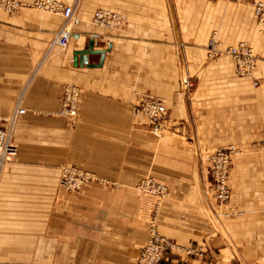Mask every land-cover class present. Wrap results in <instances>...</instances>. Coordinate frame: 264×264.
Masks as SVG:
<instances>
[{"label":"crops","instance_id":"0c3cea01","mask_svg":"<svg viewBox=\"0 0 264 264\" xmlns=\"http://www.w3.org/2000/svg\"><path fill=\"white\" fill-rule=\"evenodd\" d=\"M19 1L17 14L0 12V128L19 154L0 164V264H138L152 220L177 247L202 250H168L159 264H264V30L251 4L64 0L79 23L59 50L63 19ZM96 10L124 15L122 28H98ZM212 33L254 49L259 87L229 57L206 58ZM67 85L75 116L62 113ZM147 96L165 102L160 138L133 112ZM229 145L239 153L218 209L206 162ZM64 166L94 179L67 192ZM145 178L168 196L139 191Z\"/></svg>","mask_w":264,"mask_h":264},{"label":"built area","instance_id":"2783aa9c","mask_svg":"<svg viewBox=\"0 0 264 264\" xmlns=\"http://www.w3.org/2000/svg\"><path fill=\"white\" fill-rule=\"evenodd\" d=\"M244 1L250 2L258 26L264 29V2ZM4 5L12 12L18 11L24 6L19 0H2L0 6L4 7ZM30 7L60 16L63 19V25L55 32L51 48L66 49L72 36L73 28L79 23L74 7L66 5L64 0H35ZM92 22L98 28L113 33L122 27L125 17L113 11L96 10L92 16ZM222 50L224 49L221 48V45L212 37L207 47L208 56L214 57L222 53ZM224 51L235 63L237 75L249 76L254 72L256 56L245 43L226 47ZM185 85L188 86V83L186 82ZM78 98L79 93L76 88L69 85L64 87L62 96V113L64 115L75 116L77 114ZM165 111L164 100L151 96L144 97L140 104L133 109L135 114H141L148 119L149 130L153 134H157L162 130V116ZM18 113L22 114L23 110H19ZM3 122H6V120L0 118V124ZM237 154V149L234 146H229L216 149L207 157L208 174L213 187V198L220 206H228L230 202L229 170L232 158ZM18 158V149L11 143L9 131L0 128V164H13L18 161ZM93 179L92 175L81 169L64 166L61 168L59 186L67 192H77ZM137 188L139 191L150 195L162 197L167 194L166 186L151 178L143 179ZM173 248H175V245L171 240L160 235L154 224H151L147 241L140 250L137 262L138 264H159L164 254ZM181 250L186 253L193 252L190 248Z\"/></svg>","mask_w":264,"mask_h":264},{"label":"rangeland","instance_id":"374dc122","mask_svg":"<svg viewBox=\"0 0 264 264\" xmlns=\"http://www.w3.org/2000/svg\"><path fill=\"white\" fill-rule=\"evenodd\" d=\"M1 1L2 0H0V4H1ZM248 3H250V2H248ZM22 8V7H21ZM20 8V9H21ZM20 9H18V11H14V12H12L8 7H6L5 5H4V7H1L0 6V12H4V13H7V14H10V15H15V14H17L19 11H20ZM37 10V9H36ZM40 11V10H39ZM41 12H44V11H41ZM48 13V12H47ZM94 13V12H93ZM258 25V24H257ZM123 26V25H122ZM259 27V26H258ZM122 28V27H121ZM120 28V29H121ZM260 28V27H259ZM119 29V30H120ZM261 29V28H260ZM118 30V31H119ZM261 30H264V29H261ZM212 37H214L215 38V40H216V42L218 43V44H220L221 45V48L222 49H226V46H224L219 40H218V38H217V35H216V33H212L211 34V36L209 37V39L207 40V42H206V44H205V46H204V51H205V54H206V58L208 59V60H215V59H218V58H220V57H229L226 53H225V51L224 50H222L223 52L222 53H219V54H217L216 56H214V57H209L208 56V52H207V47H208V44H209V41H210V39L212 38ZM242 43H244V42H242ZM240 44V43H239ZM248 47H250L247 43H245ZM251 49H252V51H253V53H254V55L256 56V62H255V69H254V72L251 74V75H249V76H241V75H237L236 74V72H235V76L236 77H247V78H249L250 79V81H251V85L254 87V88H257V87H259V85H260V80L256 77V74H255V72H256V63H257V61H258V56H257V54L255 53V51H254V49L252 48V47H250ZM58 49V48H57ZM230 58V57H229ZM231 59V58H230ZM232 60V59H231ZM234 65H235V63H234ZM187 95V97H188V94H186ZM180 96H181V93H180ZM162 125L164 126V124L162 123ZM163 131V127H162V130L159 132V133H157V134H153V133H151L153 136H155L156 138H160L161 137V135H162V132ZM229 146H234L235 148H236V146L235 145H229ZM228 146V147H229ZM237 149V148H236ZM237 151H238V153H239V150L237 149ZM236 156V155H235ZM207 163V162H206ZM167 188V187H166ZM71 193V192H70ZM72 193H74V192H72ZM147 194V193H146ZM168 194H169V191H168V188H167V194L165 195V196H156V197H158L159 199L160 198H163V197H167L168 196ZM150 195V194H149ZM153 196H155V195H153ZM216 203V206H217V208L219 209V207H221L217 202H215ZM153 218H154V216H153ZM151 224H154V226L156 227V229H157V226H156V224H155V221L154 220H152V223ZM150 224V225H151ZM168 238V237H167ZM172 242V241H171ZM173 243V242H172ZM174 244V243H173ZM175 245V244H174ZM183 248H188V247H177L176 245H175V248H173L172 250L173 251H178V252H180V253H184V254H199V253H201V251L202 250H200V249H198V250H196V252H195V250H193V252L192 253H186L185 251H182L181 249H183ZM191 249V248H190Z\"/></svg>","mask_w":264,"mask_h":264},{"label":"water","instance_id":"95a60500","mask_svg":"<svg viewBox=\"0 0 264 264\" xmlns=\"http://www.w3.org/2000/svg\"><path fill=\"white\" fill-rule=\"evenodd\" d=\"M86 54H89V51H83L82 53H77V54H76V55L80 56V59H79V60H80V61H79V64H80V65H83V64H84V62H83V60H84V59H83V56L86 55ZM103 54H104V53H101V52H100V55H101L100 64H101V62H102V60H103ZM98 66H99V65H98Z\"/></svg>","mask_w":264,"mask_h":264},{"label":"bare ground","instance_id":"6f19581e","mask_svg":"<svg viewBox=\"0 0 264 264\" xmlns=\"http://www.w3.org/2000/svg\"><path fill=\"white\" fill-rule=\"evenodd\" d=\"M163 236V235H162Z\"/></svg>","mask_w":264,"mask_h":264}]
</instances>
